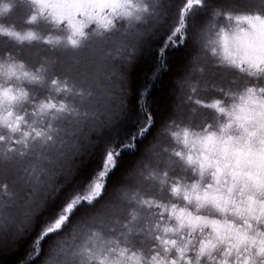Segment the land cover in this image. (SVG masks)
<instances>
[{
    "label": "trees",
    "instance_id": "16d2710c",
    "mask_svg": "<svg viewBox=\"0 0 264 264\" xmlns=\"http://www.w3.org/2000/svg\"><path fill=\"white\" fill-rule=\"evenodd\" d=\"M45 3L41 11L34 0H0V93L8 91V97L0 94V185L12 194L0 196V264H32L33 231L25 217L57 197L83 199L93 184L103 185L105 153L118 166L106 178L103 198L56 237L66 244H85L86 264H146L161 251L172 256L180 233L186 240L196 236V231L185 233V226L213 236L212 221L230 226L211 256L218 248L228 252L237 231L250 236L264 231V88L256 94L259 103L246 104L236 117H227V130H219L211 109L225 115L220 122L225 121L231 96H224L226 106L221 107V100L213 99L217 93L206 90L199 76L188 75L185 33L200 28V11L190 13L188 0L144 4L152 14L128 27L122 22L102 57L96 42L74 52L87 27L108 31L113 16L131 18L142 0ZM209 3L204 0L202 20L210 17ZM73 26L84 33L75 47L68 43ZM255 31L264 36V26L258 24ZM201 41L213 51L211 38L201 35ZM236 44L254 55L248 69L259 76L251 80L264 84V40ZM215 47L229 66L220 69L223 83L232 72L240 75L234 68L243 69L244 58L229 63L226 40ZM208 59L205 54V79ZM192 79H201L194 93L189 92ZM229 88L232 93L237 89ZM258 105L259 113L252 116ZM207 116L214 120L207 121ZM207 123L213 130L201 132ZM209 176L215 185L208 183ZM249 197L254 201L251 214ZM209 208L214 211L207 212ZM171 209L198 223L192 227L185 221L181 227ZM165 225L172 231L165 233ZM202 242L197 239L189 248ZM246 247L247 242L233 249L229 264H241L252 255L255 248L247 252ZM204 260L201 256V264Z\"/></svg>",
    "mask_w": 264,
    "mask_h": 264
},
{
    "label": "clouds",
    "instance_id": "9594fccd",
    "mask_svg": "<svg viewBox=\"0 0 264 264\" xmlns=\"http://www.w3.org/2000/svg\"><path fill=\"white\" fill-rule=\"evenodd\" d=\"M153 0H142V6L139 12H134L131 18L128 17H120L113 16V24L108 31L101 32L95 27H87V31L85 33V38L80 42L78 47L74 49V52L80 53L88 50L93 42L98 44L99 50L102 53V57L107 56V44L110 40L116 38L121 31V23L123 22L125 27L130 26L133 22H139L143 18L152 14L151 7L145 8L144 4H151ZM215 2V0H213ZM215 18V17H213ZM207 22L205 21V24ZM184 47L187 52V64H188V75H197L202 79L203 87L206 89H212L218 95L213 99L221 100V107H225L224 96H231L232 92L228 85L223 83V78L220 72L221 68L229 67L223 60L219 58V55L213 56L210 47L201 41L200 28L194 27L191 31L185 33V43ZM207 55V57L211 60V63L208 64L210 72L207 74V78L205 79V62L203 61V57ZM198 58H200L201 62H198ZM234 67V66H233ZM234 70L243 76H256L258 73L256 70H249L247 67L243 69H235ZM264 72V70H262ZM201 79H192L191 84L189 86V92L194 93L197 91L199 87H201ZM232 83V81H229ZM249 88H254L257 95H261L260 89L264 88V84H248L246 83L244 88L241 90L245 94H247V90ZM189 99H195L194 96H189ZM213 101H209L212 103ZM214 115H216L217 120H220V114L216 113V110L211 109ZM205 130H213L210 123L205 124L200 131L204 132ZM218 130V129H217ZM179 183V181H177ZM208 183H212L215 185L214 179L209 176ZM8 195L11 196V193H6L4 186L0 185V196ZM195 210V206H194ZM214 209L209 208L207 212H213ZM193 231H196V236H193L191 240H186L185 235L180 233V228L177 226V232L180 233L178 237V243L175 247H182L184 249L183 254L181 255L179 252L176 254L169 256L167 251H161L160 253H154L150 256V258L146 261V264H157L158 261L163 260L164 264H172L175 261V264H189V259H191V264H201V255H199L200 244L197 243L195 247L189 248V245L193 244L197 239L199 240H209L214 236L212 233H204L202 230H194L189 226H185L184 232L188 235H191ZM97 233L95 231L92 232V237H95ZM63 244L66 252V256H62L58 259L54 260V250ZM169 248L173 247V245H169ZM85 244L83 243H73L66 244L64 238H54V240L48 245L47 251L45 252L43 258L40 261V264H86L85 259L83 258ZM191 252V258L188 257V253ZM226 252L221 251L219 248L217 249V255L211 256L208 254L203 255L205 257L204 264H229L228 256L225 255ZM235 256V253H233ZM153 257H156V261L153 260ZM259 264H264V258H257ZM234 264V261L232 262Z\"/></svg>",
    "mask_w": 264,
    "mask_h": 264
},
{
    "label": "snow or ice",
    "instance_id": "6c2138e0",
    "mask_svg": "<svg viewBox=\"0 0 264 264\" xmlns=\"http://www.w3.org/2000/svg\"><path fill=\"white\" fill-rule=\"evenodd\" d=\"M34 2L39 5L41 11H43V9L47 7L45 0H34ZM242 19H247L249 23H253V25L255 26V23L251 18ZM259 24L261 26H264V21H259ZM177 31H179V29H177ZM29 35L31 36V34ZM83 35L84 33L80 27L73 26L72 34L68 38V43L73 47L77 46L79 43V37ZM25 75L28 76L29 74L25 73ZM31 78L35 79V77ZM53 83H55V81H53ZM0 94L8 97L7 90ZM44 107H50V105H45ZM212 107H216V104H213ZM187 135L188 133L185 132V141L187 140ZM109 162L111 163V168L108 169L107 172L103 170L100 172V175L105 177V183L103 185H101L100 183L93 184L92 191L88 194L87 197L83 199L79 198L78 196H72L70 198L66 197L64 199L57 197V199L50 205H45L38 212L25 217L24 223L29 225L33 231L31 240L32 250L28 256V259L32 262V264H36V262L40 259V256L44 254L45 245H47L49 241H53L54 238L59 237L68 227V225L77 218L78 214L84 213L89 207L93 206L96 202L103 198L104 190L107 184L106 178L118 166L115 162V159L112 158L110 154L105 153L104 168L108 167ZM172 192L174 194L178 193V187L173 186ZM211 199L213 203H216L217 207L220 206L218 203V197L213 196ZM248 199V211L249 214H251L253 212L252 204L254 203V201L252 200V197H249ZM159 207L164 208L165 206L159 205ZM221 210L223 209L221 208ZM170 212L175 214V217L179 221L181 227L184 225L185 221H187L192 227H195L198 223L191 216H186L184 212H175V209H171ZM260 214L264 215V204L260 205ZM211 225L215 236L212 239L206 240L201 243L199 249V255L201 256L205 254L210 255L211 250L217 246V243L223 241L224 237L221 235V233L225 230L231 231L230 226H221L215 221H212ZM162 230L165 233L172 231V229L167 225H165ZM233 235L234 241L229 251L225 253L226 256H228L233 249H238L241 245L247 242L248 247L245 248V251L251 252V249L255 248V254L245 257L241 261V264H257V257L264 258V232L259 233L258 236H250L248 235L247 231H237L233 233ZM161 243L167 245L168 241L162 240ZM176 251L182 255L184 249L182 247H177ZM62 256H66L63 244H61L60 247L54 250V260ZM153 260L156 261V257H153ZM157 264H164V261L160 260L157 262ZM172 264H175V261H173Z\"/></svg>",
    "mask_w": 264,
    "mask_h": 264
},
{
    "label": "rangeland",
    "instance_id": "374dc122",
    "mask_svg": "<svg viewBox=\"0 0 264 264\" xmlns=\"http://www.w3.org/2000/svg\"><path fill=\"white\" fill-rule=\"evenodd\" d=\"M209 1V4L211 5V11H209L207 15L210 17H204L205 20H202L200 16L205 15V10H203L204 0H188V8H190V13L200 11L196 20H199L200 28L203 30L201 35L204 37L211 38V40H213L215 43L222 40H226V42H228L229 48L228 57L230 58L227 59L228 62L231 63L235 60L238 61L244 58L243 67L250 68L251 64H253L255 60L254 55L249 56V53L243 50L241 47L237 46L236 42H255V40H264V36H260L255 31L257 25L259 24V21H264V0H215V2H213V0ZM242 18H251L255 23V26L253 25V23H249L247 19ZM205 21L207 22L206 24ZM259 27L262 26L259 24ZM215 43L213 51H211L213 56L220 52V48L218 50L216 49ZM208 61L211 63L210 59H208ZM258 76L259 75H256L254 77ZM254 77L237 75L234 72L230 74V78L228 77V75L225 76V78H228L225 83L228 86L237 89L234 90L231 95L232 101L229 103V108L226 112L225 121L220 122L225 117V115L221 116L220 120L218 121L219 130H227V117H236L238 110L245 107L246 104H255L260 102L258 96L256 95L255 89L249 88L247 90V94L241 91L246 83L249 84L248 81L252 82V84H258V82H256L257 80H251ZM229 81H232V83H229ZM259 108L260 105H258V108L256 110L251 111V115H257L259 113ZM213 120L214 118L212 116H207V121ZM203 138L204 136L200 137V139ZM110 166L111 163L109 162L107 168L109 169ZM261 232L264 231L259 229L254 234H252V236H258V234ZM176 253L177 251H175V254ZM254 254L255 249H253L252 251V255ZM127 262H130V260ZM257 263L259 264L258 259Z\"/></svg>",
    "mask_w": 264,
    "mask_h": 264
}]
</instances>
